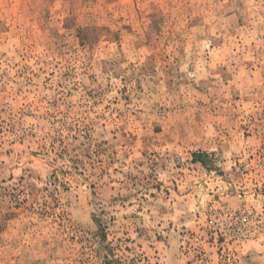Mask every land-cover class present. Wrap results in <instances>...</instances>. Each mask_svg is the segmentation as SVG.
I'll list each match as a JSON object with an SVG mask.
<instances>
[{"label":"rangeland","instance_id":"obj_1","mask_svg":"<svg viewBox=\"0 0 264 264\" xmlns=\"http://www.w3.org/2000/svg\"><path fill=\"white\" fill-rule=\"evenodd\" d=\"M0 264H264V0H0Z\"/></svg>","mask_w":264,"mask_h":264},{"label":"trees","instance_id":"obj_2","mask_svg":"<svg viewBox=\"0 0 264 264\" xmlns=\"http://www.w3.org/2000/svg\"><path fill=\"white\" fill-rule=\"evenodd\" d=\"M194 157H195V161L196 162L205 164L204 159H203L204 157H206L205 155H203V154H195Z\"/></svg>","mask_w":264,"mask_h":264}]
</instances>
